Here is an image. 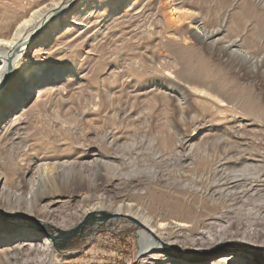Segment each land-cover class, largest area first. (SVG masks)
<instances>
[{
    "label": "rangeland",
    "instance_id": "1",
    "mask_svg": "<svg viewBox=\"0 0 264 264\" xmlns=\"http://www.w3.org/2000/svg\"><path fill=\"white\" fill-rule=\"evenodd\" d=\"M27 2L0 0V8L24 7ZM194 3L200 7L209 0H194ZM170 9L162 7L157 16L139 17L127 25L114 17L115 26L121 25L123 29L107 30L101 26V32H97L93 41L86 45L75 44L76 53L72 49L54 57L55 63H67L54 69H64L68 74L77 64L78 78L83 80H76L75 87V73L71 72L74 79L69 80L71 92L67 99L60 104L57 96L50 95L42 107L51 105L54 109L46 107L40 111L39 119L50 127L59 126L61 121L72 125L73 132L66 136L64 150L72 154L75 151L78 162L86 165L92 154L106 156V163L102 162L98 169H92L90 163L86 165L87 179H81L77 172L74 179L70 173L64 176V181L59 178L65 185L61 190L69 193L63 195L61 201L52 203L50 212L35 213L32 221L29 220L62 257L57 262L141 264L143 260L138 237L142 225L135 218L134 222L133 217L111 209L93 210L82 216L79 210L84 194L91 195L93 201L102 199L106 205L124 200L149 210L153 209V199L158 195L172 202L185 198V189L202 191L206 188V193L211 195L213 185L221 186L245 173L242 179L251 180L260 194L256 202L248 201L247 205L264 204V112L252 106L257 103L264 108L261 75L243 72L237 63L201 48L189 24L180 28ZM172 34L177 36L171 39ZM64 39L58 38L59 41ZM89 43L94 44L92 52ZM207 75L216 78L213 89H221L217 84L221 79L230 87L232 94L220 97L223 106L213 100L214 90L207 89L210 93L206 98L189 90L190 81ZM68 77L71 76L68 74ZM149 80L163 87L151 91L147 87ZM168 84L172 89L165 91L164 85ZM236 91H243L245 102L237 97ZM176 94L183 96V107ZM14 112L15 109L10 112L11 117ZM46 129L51 133L55 131L54 127ZM225 157L228 160H222ZM237 158L247 160V170H243L244 162L235 161ZM22 181V171H14L8 184L15 189ZM71 183V189L66 190ZM242 183L223 192L224 196L228 195L225 198L229 204L232 205L230 200L243 188ZM41 184L35 182L36 190L47 188ZM217 194L206 199L215 200ZM193 196L194 205L187 213L190 225L179 239L165 237L161 240L162 254L176 255L192 264H205L223 254L241 253L242 258L251 256L264 263V218L262 221L252 218L248 226L238 224V218L230 221V214L220 215V206L212 205L198 194ZM232 208L236 207L232 205ZM173 211V216L179 219L177 208ZM208 211L219 214V218L206 225L202 220ZM22 216L19 214L20 219H25ZM85 219L88 221L78 227ZM216 231L225 239L218 242ZM211 244L217 246L209 247ZM48 255L43 253L47 258ZM146 261L144 264L154 260ZM11 263L40 264L26 253Z\"/></svg>",
    "mask_w": 264,
    "mask_h": 264
},
{
    "label": "bare ground",
    "instance_id": "2",
    "mask_svg": "<svg viewBox=\"0 0 264 264\" xmlns=\"http://www.w3.org/2000/svg\"><path fill=\"white\" fill-rule=\"evenodd\" d=\"M213 1L209 0L205 6L199 7L194 0H28L24 7L0 8V264H13L11 262L18 261L23 253L40 264H62L57 262L62 257L53 251L51 241L37 226L31 225L29 220L32 221L31 216L35 213L50 212L52 203L61 201L63 195L69 193L61 190L65 185L60 183L62 181L59 178L62 177L64 181V176L70 173L74 179L77 172L81 179H87V164H92V169H98L102 162L106 163V156L101 154H92L86 165L78 162L75 151L72 154L71 151L64 150L67 148L66 136L73 132L70 130L72 125L61 121L59 126H53L55 131L51 133L46 127H53L39 119L40 111L46 110L47 106L44 109L42 107L46 98L50 95L57 96L61 104L71 92L69 80L74 79L71 72L75 73V87L76 80H83L78 78L80 69L77 64L69 69L68 74L71 77H68L64 69H54L57 65L67 64L55 63L54 57L56 59L61 53L65 55L71 52L78 42L86 45L93 41L102 27L107 30L123 29L121 25L115 26L116 20L126 24L139 17L157 16L162 7H171L170 12L175 13L178 26L181 28L184 24H189L193 38L201 48H205L207 52H216L229 62L237 63L243 72L261 75L264 83V0H219L215 4ZM60 37L65 39L59 41ZM56 40L58 42L55 44ZM90 43L92 52L94 44ZM215 79H211L209 75L198 76L190 81L189 90L203 98L210 93L207 89L214 90L216 95L212 94L213 100L223 106L220 97L232 92L225 79L217 83L221 89H213ZM37 83L38 86L35 87ZM147 84L151 91L153 88L163 87L156 81L149 80ZM164 86L165 91L172 89L169 84ZM235 93L245 102L243 91ZM177 97L182 105L183 96ZM252 106L264 112L263 106L257 103ZM47 108L54 109L51 105ZM14 109L11 117L10 112ZM56 119L59 120L58 117ZM111 137L113 140L114 136ZM227 158L222 160H228ZM235 161L244 162L243 170H247V160L237 158ZM20 170L22 184H17L15 189L11 188L8 183L14 176V171ZM244 175L245 173L236 175L237 179L224 182L221 186L213 185L211 195L206 193V188L202 191L199 188L185 189V198L173 202L158 195L153 199V209L149 210L139 204L125 203L124 200L106 205L102 199L93 201L91 195L84 194L80 199L79 211L83 216L89 211L111 209L114 213L135 218L142 225V229L138 231L140 254L144 256L141 264L149 259L154 260L149 264H192L179 259V256L162 254L161 240L165 237L179 239L181 232L184 233L183 230L190 225L187 222V213L189 207L194 205L193 194L204 197L212 205L220 206V215L230 214V221L238 218V224L248 226L250 219L257 218L262 221L264 218V204L247 205L248 201L256 202V196L260 194H257L256 191L259 190L251 180L242 179L245 178ZM37 181L42 183L41 187L47 188L36 190L34 186ZM241 183L243 188L230 200L236 207L233 209L225 198L228 195L224 196L223 192L238 187ZM72 184L66 190L71 189ZM214 193H218L215 200L206 199L215 197ZM190 194L192 198L188 197ZM174 208L178 210L176 216L179 219L173 216ZM194 212L196 213L195 209ZM19 214L25 219H20ZM217 218L219 214L208 211L202 222L211 224ZM216 234L218 242L225 239L222 233L216 231ZM262 243L264 244V240ZM214 246L217 245L211 244L209 247ZM43 253L50 255L47 258ZM253 261L255 260L251 256L242 258L241 253H229L205 264H264L259 260Z\"/></svg>",
    "mask_w": 264,
    "mask_h": 264
},
{
    "label": "water",
    "instance_id": "3",
    "mask_svg": "<svg viewBox=\"0 0 264 264\" xmlns=\"http://www.w3.org/2000/svg\"><path fill=\"white\" fill-rule=\"evenodd\" d=\"M105 217H110V215H105ZM131 218V217H130ZM134 222L136 221L134 218H131ZM88 221V219H85L78 227L82 226L83 224H85ZM137 223H139L138 221H136ZM140 224V223H139ZM78 227L76 229H78ZM75 229V230H76Z\"/></svg>",
    "mask_w": 264,
    "mask_h": 264
}]
</instances>
